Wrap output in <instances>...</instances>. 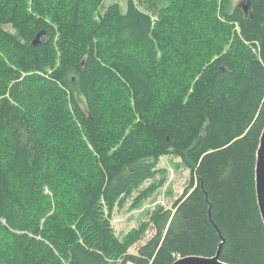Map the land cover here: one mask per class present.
Masks as SVG:
<instances>
[{
    "label": "trees",
    "instance_id": "trees-1",
    "mask_svg": "<svg viewBox=\"0 0 264 264\" xmlns=\"http://www.w3.org/2000/svg\"><path fill=\"white\" fill-rule=\"evenodd\" d=\"M105 1L0 0V264H264V0ZM168 155L187 188L120 239Z\"/></svg>",
    "mask_w": 264,
    "mask_h": 264
},
{
    "label": "rangeland",
    "instance_id": "rangeland-1",
    "mask_svg": "<svg viewBox=\"0 0 264 264\" xmlns=\"http://www.w3.org/2000/svg\"><path fill=\"white\" fill-rule=\"evenodd\" d=\"M121 3L124 0H119ZM247 0H233L234 6H245ZM113 0H106L105 5L112 3ZM8 31H11L10 27H6ZM257 54L259 52L257 51ZM158 169L164 170L165 183L153 192L152 196L147 197L141 203V205H133V200H129L122 209H115L112 214V226L115 234L121 239L128 232L137 229L142 223L148 222L151 212L157 207H161L165 210H170L172 205L183 195L184 190L187 188L190 182V172L186 169L181 160L175 156H164L160 159ZM161 176L158 175L154 182L160 181ZM154 182H146L142 186V190L147 189ZM136 196V195H135ZM152 232L148 231L145 239L138 242L130 250V254H136L137 249L141 246Z\"/></svg>",
    "mask_w": 264,
    "mask_h": 264
},
{
    "label": "water",
    "instance_id": "water-1",
    "mask_svg": "<svg viewBox=\"0 0 264 264\" xmlns=\"http://www.w3.org/2000/svg\"><path fill=\"white\" fill-rule=\"evenodd\" d=\"M244 13L247 14L250 8V1H246L245 6H240ZM46 37L45 32L38 33L32 45L37 47L40 46ZM255 187H256V198L260 211V215L262 221L264 223V129L260 138V143L257 151V159H256V168H255ZM220 249L218 250L216 256L214 258H203V257H186L183 259H179L173 264H225L220 260Z\"/></svg>",
    "mask_w": 264,
    "mask_h": 264
}]
</instances>
